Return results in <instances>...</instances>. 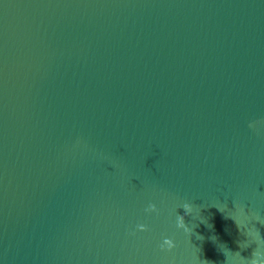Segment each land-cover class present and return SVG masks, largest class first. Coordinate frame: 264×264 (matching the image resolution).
<instances>
[{
  "label": "water",
  "instance_id": "obj_1",
  "mask_svg": "<svg viewBox=\"0 0 264 264\" xmlns=\"http://www.w3.org/2000/svg\"><path fill=\"white\" fill-rule=\"evenodd\" d=\"M254 250L264 0H0V264Z\"/></svg>",
  "mask_w": 264,
  "mask_h": 264
},
{
  "label": "clouds",
  "instance_id": "obj_2",
  "mask_svg": "<svg viewBox=\"0 0 264 264\" xmlns=\"http://www.w3.org/2000/svg\"><path fill=\"white\" fill-rule=\"evenodd\" d=\"M152 207H154V206H152V205H150L149 206V208H152ZM149 209H146V211H148ZM181 221H182V218H181ZM178 226H183L182 225V223L181 224H179ZM140 230H146V227H145V225H143V224H140V225H138L137 226ZM239 227V226H238ZM257 235H259V233L257 232ZM165 242H168L167 241V238H165ZM255 256H256V252H255V250L253 251V253H252V257H253V260H252V264H256V262H255Z\"/></svg>",
  "mask_w": 264,
  "mask_h": 264
}]
</instances>
